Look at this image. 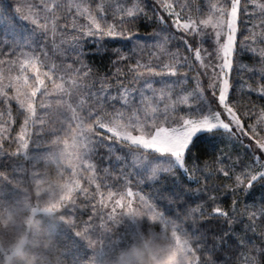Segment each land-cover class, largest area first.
<instances>
[{
	"label": "snow or ice",
	"instance_id": "snow-or-ice-1",
	"mask_svg": "<svg viewBox=\"0 0 264 264\" xmlns=\"http://www.w3.org/2000/svg\"><path fill=\"white\" fill-rule=\"evenodd\" d=\"M247 3L248 0H243V3L242 0H224L223 4L213 5L212 18L198 20L187 14V5L181 0H135L133 7L126 12L121 7L123 16L118 22L111 24L107 22L105 10L100 8L95 15L88 13L87 25H80L79 28L75 24L72 25L74 35L66 45L63 42L60 45L56 44L57 39H60L58 33L63 34L68 31V16L63 17L65 26L61 27V17L57 15L62 8L59 3L53 4L51 8L47 3L32 5L31 7L38 8V11L23 15H21L23 6H19L14 10V15H9L10 27L8 21H3V15L0 14V21H3L0 23V29L7 27L6 33L0 32V103L10 104L15 101L21 110V115L24 116L23 127L17 137L24 152L18 150L12 155L27 156L30 137L27 136L26 129L31 122L34 127L40 125L38 129L40 133L56 137L53 141L54 147L46 148L44 151L50 152L57 164L65 158L69 145L64 141L61 146L60 134L65 132L64 122L58 120V129H49L45 132L46 120L44 116L38 114L47 115L52 105L45 102L44 98L54 96L56 105L70 109L73 113L71 119L76 122L75 131L71 127L68 128V131H73L71 138L75 151L72 155L76 164L69 160L67 170L71 171L72 176L65 188L70 187L72 193L88 194L89 192L87 187H81L83 177L75 178L79 175L77 168L92 172L93 175L87 177V181L89 184L94 183L98 179L95 173L99 171L93 162L94 157L99 156L103 161L104 155L101 153L109 154L114 145L121 144L130 150L139 151L142 157L147 158L148 165L145 171L147 167H151L152 182L156 185H160L162 181L168 182L169 186L163 188L161 195L167 191L178 201L185 194L182 185L193 180L188 165L198 164L200 157L197 151L212 148L215 154L218 145L228 141L240 143L248 149L246 157L250 163L246 164L244 160H240L241 174L236 176L239 192L248 194L257 183H264V126H262L264 118L261 123L252 122L256 120L257 114L250 108L247 111L241 109L236 95L237 89L234 86L239 81L233 76V72L239 75L243 71L240 57L245 53L256 51L247 45V37L245 40L237 41V34L243 35L241 26L245 24L241 17L249 15L245 6ZM260 7L261 14L264 15V5ZM137 21H150L159 25L158 32L148 39L158 42L162 52H166L167 45L174 42L177 48L183 47L192 53L194 60L199 63L193 65L188 57H183L181 62L174 65H164L167 71L163 69L156 71L158 65L152 63L141 65L139 59L122 56L117 52L118 60L113 62L114 65H118L120 61H132L127 71L117 68L115 73H110L109 75L114 77L110 87H104L105 78L91 85L85 83L81 88L79 81H87L90 76L89 67L83 63L86 55L82 50L84 46L90 43L103 47L108 39L131 41L132 36L126 35L124 25H134ZM260 27L264 29V21L261 22ZM127 31L130 33L131 28L129 27ZM137 39L144 38L137 37ZM260 42L264 43V38H261ZM156 46L157 44L154 43L153 47ZM50 47L57 52L63 49L60 52L63 63L60 66L54 64L50 66L47 63L46 57ZM136 47L139 48L141 45L137 44ZM261 55L264 56V50L261 51ZM73 56L76 58L73 59ZM64 64H67V67H64ZM141 66L147 70L146 73L138 71ZM184 68L196 72L197 86L192 94L195 103L186 107L170 106L166 101L173 100L171 94L175 91V87H179L189 79L186 73L181 74V69ZM41 69L45 71L41 72ZM13 72L16 73L15 76L12 75ZM57 72L63 73L59 76L62 81L60 84L55 83L54 76ZM73 74L76 79L71 78ZM65 76L69 79L66 80ZM129 76L139 85L138 87L125 85L124 81ZM146 76L177 78L170 82H162L164 89L169 93L168 96L163 92L159 97L151 96L154 104L151 115L142 111V108L147 106L149 93H155L154 81L145 78ZM205 77L208 84L206 89L199 83L200 79ZM46 80L54 85L51 93ZM65 84L69 87L66 88ZM97 84L100 85L98 89ZM261 91L264 94V89ZM10 92L13 94L9 95ZM78 93L88 102V105L84 106L81 101L79 109L72 107V104L65 100V96L74 98ZM180 95L176 93L177 98ZM121 109H125L129 115L126 116L125 111ZM173 112L176 114L173 115ZM220 154L223 157V152ZM223 174L228 176L229 171H224ZM0 180L7 182L8 178L0 174ZM118 182L123 183V181ZM99 190L100 184L97 183L96 192ZM232 194L235 195L236 191ZM117 195L119 198H115ZM95 198L93 195L92 199ZM108 199L114 201V206L108 213L110 220H116L115 214L120 208L124 210L119 214L120 216H127L132 224H139L137 217H141L142 213L133 209V202L139 199L146 204L143 196H137L128 186L126 192L119 194L109 191ZM75 203L74 196L70 195L64 198L62 206L66 209L68 204ZM233 203L235 206L237 202ZM259 203L264 206V202ZM101 205L106 207L103 197H101ZM147 207L149 212L154 211L152 205ZM213 211L224 218L225 226L233 222L229 212L222 208L216 207ZM260 211L261 216L264 217V207ZM63 216L62 222L72 223L70 220L65 221V215ZM158 216L163 220L160 213L145 219L156 220ZM251 218L255 219L256 214L253 213ZM173 231L177 234L181 229L176 226ZM215 235L217 233L209 230L205 236L196 241L197 244L205 245L203 250L208 253L207 259L202 264H217L218 258L214 257V253L218 246L209 238ZM219 235L221 240L219 247L224 248L230 242L232 232ZM90 236V231L84 230L76 231L69 238L73 248L83 247L90 250L94 256L98 253L96 243H93ZM107 240L108 244L102 246L99 252L103 253L104 248L110 246L111 237H107ZM183 242L188 246L187 251H191L189 240L184 239ZM61 255L67 254L61 253ZM253 255L257 259L251 264H264V247H261L258 254L254 252ZM72 264H81V261L73 257Z\"/></svg>",
	"mask_w": 264,
	"mask_h": 264
},
{
	"label": "rangeland",
	"instance_id": "rangeland-1",
	"mask_svg": "<svg viewBox=\"0 0 264 264\" xmlns=\"http://www.w3.org/2000/svg\"><path fill=\"white\" fill-rule=\"evenodd\" d=\"M105 4H112L115 8L121 11L123 7L124 12L133 7L135 0H103L101 1ZM181 2L187 5V14L190 15L193 19L204 20L209 19L214 16L213 5L223 4L224 0H181ZM16 5L14 8L23 6L21 9V14H30L38 11V8L31 7L32 5H41L47 3L49 8L53 4L59 3L62 5L61 10L57 13L58 16L62 15L69 16L68 21L70 23L77 22L76 17L84 16L87 19V15L91 12L93 15L94 12L90 10V2L88 0H15ZM243 3V0H242ZM68 7L65 8L64 6ZM261 5H264V0H248V3L245 5L248 8L249 15L247 17H241L245 24L241 26L243 35L240 33L237 34V41L245 40L247 37L246 43L249 48L255 49L256 51L245 53L240 57V63L243 66V71L236 74L233 72V76L236 80L239 81L238 84H234L237 89L236 95L239 100L241 109L247 111L249 108L252 109L254 113L257 114L256 120L252 121L255 123H261L262 118H264V109L252 107L250 103H247L243 91L254 92L259 95L262 94V89H264V81H261L264 77V56L261 55V51L264 50V43H261V38H264V29L260 27L262 21H264V15L261 14ZM72 15V16H71ZM88 20V19H87ZM11 26V23L8 24ZM159 30V25L156 29L149 34L142 35L141 40L135 38L132 42L134 46L136 43L141 45L140 53H121L122 56L132 57V54L135 55L134 59H139L141 65L146 63H152L158 65L156 71H167L164 68V65L176 64L181 62V58L188 57L190 63L195 65L198 64V61L194 60L192 53L188 52L185 48H177L175 43H169L167 45V51L162 52L158 42L151 41L148 39L153 34L157 33ZM211 31V29H209ZM156 43L157 46L153 47V44ZM147 45L146 47H144ZM208 47V45H205ZM146 50V51H145ZM127 52V51H125ZM60 53H48L46 57L47 63L51 65L60 66V61L58 57ZM175 56V59H173ZM154 61V63L152 62ZM129 62V61H126ZM58 63L60 65H58ZM128 63L127 65H129ZM126 65V66H127ZM67 67V65L65 66ZM141 69V68H139ZM45 69H41V72ZM141 72V70L139 71ZM147 70H142V73H146ZM186 73L189 77L188 80L184 81L179 87H175V91L171 94L173 100L166 101L169 105H179L180 107H186L195 103L193 100V90L196 89L197 80L195 79L196 72L189 71L187 68L181 69V74ZM256 77V81L253 82L250 80L251 75ZM13 76L16 75L15 72L12 73ZM63 75L62 72H57L54 76L55 83L60 84L62 81L59 79V76ZM72 79H76L75 74L72 75ZM145 78L154 81L153 87L155 93H149V98L147 99V106L142 108V111L151 115L152 103L151 96L156 95L160 96L161 92L165 96H168L169 93L164 89L163 81H172L177 79L176 77L169 76H146ZM65 79L69 77L65 76ZM94 79V78H93ZM92 77L89 76L87 81H90L92 84ZM85 81V82H87ZM81 88L84 86L82 80L79 81ZM202 88H207V78H201L199 81ZM48 85L49 92H52L54 85L46 80ZM90 85V84H89ZM106 85V86H105ZM139 85L137 84V87ZM65 87H69L68 84H65ZM104 87H110L107 84H104ZM98 89V88H97ZM186 89V91H184ZM176 93H180V97H176ZM242 93V94H240ZM13 93H9L12 95ZM240 94V95H239ZM45 102L51 103L52 107L49 109L47 115L44 113H38L39 115L44 116L46 120L45 132L49 129H58L59 121H63L65 125V132H62L61 135V146L63 142L67 141L69 147L66 150L65 158H62L60 163L55 162V158L51 156L50 152H45L44 149L54 147L53 141L56 137L40 133L38 129L40 125L37 124L35 127L29 123V126L26 129L27 136L30 137L29 147L27 150V156L19 155L15 156L18 166L16 169L19 171L18 177H13L7 182L0 180V264H17L14 262L13 258L16 253H23L28 258L36 257L42 261V251L43 248L47 247L49 240H51V232L55 229L57 222L60 220L72 221V223H66L70 226L71 229L76 231L89 230L91 233L90 238L93 239V243L97 249L96 259L87 261L83 264H192L193 254L192 250L187 251V247L183 240L185 239L179 233L173 231L174 226H172L168 220L163 216V220L158 216L156 220H148L145 217L153 216L156 213H160L156 207L152 204L150 199L143 194H141L137 189H132L137 196H143L146 204L142 203L139 199L134 200L133 209L142 213L141 217H137L139 224H132L127 216H120L119 214L124 211L120 208L117 209L116 220L112 221L108 218V213L111 208L114 206V201L108 199V192L112 191L113 193H122V191H115L108 189H103L100 187L99 192H96L95 181L92 184H89L87 177L93 175L90 171H83L77 168L79 175L75 177L76 179H81V187H87L89 189L88 194L80 192H71V188H65V185L69 183V178L72 176V173L68 169L69 160H72V163L75 165L76 160L72 155L75 149L72 147V135L75 131L76 122L71 118L73 113L70 109L64 106L58 107L55 102L54 96L45 97ZM65 100L72 104V107L79 109L81 106V101L83 105L87 106L88 102L84 100V96L79 93L74 98H69L65 96ZM257 104V103H256ZM119 107V105H117ZM163 108V105H161ZM125 115H129L125 109ZM171 110V108H170ZM256 112H255V111ZM63 113V115H61ZM79 114V112L77 113ZM173 115L176 113L173 112ZM24 116L21 115V110L18 108L15 101L9 103H0V152L8 151L12 154L16 153L18 150L23 153L24 149L20 147V141L17 139L18 134L21 132L23 127ZM264 126V124H262ZM71 127L73 131H68V128ZM66 133V134H65ZM232 143V142H231ZM237 143V142H233ZM10 144V146H7ZM132 162L134 167L139 172L145 173L147 177H151V167L148 165L147 158L142 157L139 151H132ZM226 156L230 157V164L222 162L221 159L215 160L214 166L211 167V162L209 163L210 168L224 171H229L228 166L233 170L236 176L241 174V165L239 164L240 160L250 163L246 155H248V149H246L242 144L238 143L237 147H232L228 145L225 149ZM33 157H38V159H33ZM226 165V166H225ZM191 169V168H190ZM206 174H210L211 169H204ZM230 172V171H229ZM192 173H196V167L192 168ZM97 175V173H95ZM230 176V173L229 175ZM243 179V177H241ZM4 183H1V182ZM230 179L228 180V182ZM230 185V184H229ZM227 186V185H226ZM237 186V183H236ZM8 189L7 195L5 191ZM124 190L123 192H126ZM261 197L264 199V191L261 192ZM74 196L76 203L68 204L66 209L62 206L64 198L68 196ZM95 195V200L92 205H90L89 200H93L92 196ZM101 197H103L104 204L106 207L101 205ZM115 198H119L117 195ZM82 201H87V207H91L92 211H98L100 206L108 208L107 215L102 213V216H106L107 220L112 221L113 225L124 224L126 227L121 228L119 232L126 233L129 232L132 236V241L129 242L126 248L117 249L116 245L113 244V239L109 247L104 248V252H99V249L108 244L107 236L113 228H110V231L107 229L98 230L93 224L88 220L89 217H83L79 215V211L75 209L77 207H82ZM126 203V201H125ZM249 202L248 207L244 210V219L243 222L251 231H253V220L252 214L255 213L256 216L261 214L262 206L259 202ZM98 205L99 207H97ZM148 205H152L154 211H148ZM78 212V213H76ZM104 232L106 236H103ZM118 239V237H117ZM189 249L190 245H189ZM27 250H30L26 252ZM100 257V258H97Z\"/></svg>",
	"mask_w": 264,
	"mask_h": 264
},
{
	"label": "trees",
	"instance_id": "trees-1",
	"mask_svg": "<svg viewBox=\"0 0 264 264\" xmlns=\"http://www.w3.org/2000/svg\"><path fill=\"white\" fill-rule=\"evenodd\" d=\"M88 1L91 4L90 10L94 14H96L97 9L103 8L105 10L106 19L109 24L118 22L124 14L115 8L114 5L101 2L103 0ZM15 5V0H0V14L3 15V21H8V24L11 23L9 15H14V10L17 8H14ZM64 16L62 15L61 17V27L65 26L63 21ZM76 18L77 22L70 23L68 16V31L63 34L58 33L60 39H57V45H60L62 42L66 45L72 40L74 35L72 30L73 24L79 28L80 25H87L89 23V20L85 19L84 16H78ZM3 21H0V23H3ZM129 27L131 28L130 33L127 31ZM156 27H158V24L150 21H137L134 25H124L126 35L132 36L131 41H113L108 39L103 47L90 43L86 44L82 49L86 53L83 63L90 69V76L92 79L94 78L92 83L106 78L105 84L111 86L114 77L109 74L115 73L117 68L122 71H127V64L132 63V61H120L118 65H114L113 62L118 60L117 52L120 54L140 53V47L134 46L132 44L133 40L142 35L152 33ZM0 32L6 33L7 27L0 29ZM62 51L63 49L60 50V52ZM60 52L53 50L51 47L48 51V53ZM132 57L135 58V55L132 54ZM75 58L73 56V59ZM59 61L60 64L63 63L62 58H59ZM152 62L154 63V61ZM60 64L58 63V65ZM66 65L64 64V67ZM140 68L138 71L141 70L142 73V70L145 68L143 66ZM254 75L255 73L249 77L253 82L256 81V77L258 76ZM261 81H264V77H262ZM83 82L91 85L90 81ZM124 83L127 86H137V83L132 81L130 76ZM99 87L100 85L97 84V88ZM243 94L246 102L250 103L252 107L264 109V95L250 91H243ZM228 145L237 147L238 143L226 141L225 143L219 144L218 151L215 154H213L212 148H208L206 151H197V155L200 157L198 164L189 163L188 165L191 168L190 175L193 177V180L190 183L182 185L185 194L178 201L167 191H164L163 195H161L163 188L169 186L168 182L162 181L160 185H156L145 173L137 171L134 167L135 164L132 162V154L130 153L134 149L130 150L121 144L114 145L112 152L109 154L101 153V155H104L103 161H101L99 156L94 157L93 162L99 169L96 182L103 189L110 188L111 190L122 192L130 186L132 189H137L141 194L148 197L156 209L162 213L172 226L180 227L181 232L178 233L189 240L194 260L192 264H198V262L202 264L207 259L208 253L203 250L205 245L197 244L196 241L205 236L209 230L217 233V235L209 237L218 246L214 253V257L218 258L217 264H251V262L257 259L253 253L258 254L261 247H264V217L260 214L255 219H252L253 231L242 222L245 217L244 210L248 207L249 202H264L263 197H261V192L264 191V183H257L254 189L244 195L242 192H239L236 182H233L235 180V174L229 166L227 170L230 171V176H225L221 170L216 169V166L210 168L208 162H211L212 167L214 166L215 160L219 159L226 163V165L227 163L228 165L230 164V157L226 156L225 153ZM7 146H10V144H7ZM221 152H223V157H221ZM16 166H18V163L12 153L8 151L0 152V174L3 177H7L9 180L13 177H18V175H23L19 174ZM193 167H196V173L199 176L192 173ZM204 169H211L210 174L207 175ZM229 179L230 181L228 182ZM118 181H123V183H119ZM1 183L4 182L2 181ZM233 191H236L235 195L232 194ZM6 192L8 193V189L5 191V195H7ZM234 201L237 202L235 206ZM93 202L94 200H89L90 205ZM86 203L87 201H82V207H77L75 210L79 211V213H76L79 215L82 214L83 217H89L91 215L88 220L98 230L107 229L110 231L108 226H111L113 231L107 237H111V240L113 239V244L116 245L117 249L126 248L127 244L132 241V236L127 231L126 233L119 232L120 228L122 231L126 226L124 224L113 225L112 221L106 219V216H102V213L107 215L108 208L103 207V211H101L102 207L100 206L98 211H92L91 207L89 206L88 208ZM180 205H183V207H180ZM96 206L99 207L98 205ZM216 207L222 208L232 216L233 222L229 226L224 225L223 217L214 213L213 209ZM229 231L232 232L230 242L224 248H220L221 240L219 234H227ZM51 233V240H49L48 246L43 248L42 251V261L36 257L28 258L25 256L26 253L23 254L21 251L14 255V262L17 264H72V259L75 257L80 259L81 264H83L96 259L97 255L93 256L90 250L84 249L83 247H72L69 237L74 234V230L65 222L61 220L57 222L55 229ZM103 236H106L105 232ZM28 251L30 250L26 252ZM61 253H66L67 255H61Z\"/></svg>",
	"mask_w": 264,
	"mask_h": 264
}]
</instances>
